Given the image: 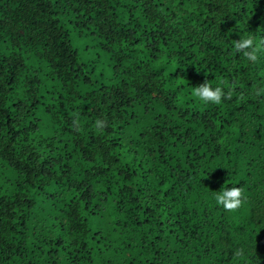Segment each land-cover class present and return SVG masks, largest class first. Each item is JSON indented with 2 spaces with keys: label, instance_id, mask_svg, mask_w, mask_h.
<instances>
[{
  "label": "trees",
  "instance_id": "obj_1",
  "mask_svg": "<svg viewBox=\"0 0 264 264\" xmlns=\"http://www.w3.org/2000/svg\"><path fill=\"white\" fill-rule=\"evenodd\" d=\"M0 264H264V0H0Z\"/></svg>",
  "mask_w": 264,
  "mask_h": 264
},
{
  "label": "rangeland",
  "instance_id": "obj_2",
  "mask_svg": "<svg viewBox=\"0 0 264 264\" xmlns=\"http://www.w3.org/2000/svg\"><path fill=\"white\" fill-rule=\"evenodd\" d=\"M79 54H80V52H79ZM84 58H85V56H84ZM95 81V80H94Z\"/></svg>",
  "mask_w": 264,
  "mask_h": 264
}]
</instances>
